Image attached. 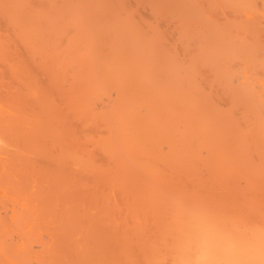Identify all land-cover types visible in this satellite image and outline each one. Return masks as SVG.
<instances>
[{
	"label": "bare ground",
	"instance_id": "obj_1",
	"mask_svg": "<svg viewBox=\"0 0 264 264\" xmlns=\"http://www.w3.org/2000/svg\"><path fill=\"white\" fill-rule=\"evenodd\" d=\"M0 264H264V0H0Z\"/></svg>",
	"mask_w": 264,
	"mask_h": 264
}]
</instances>
